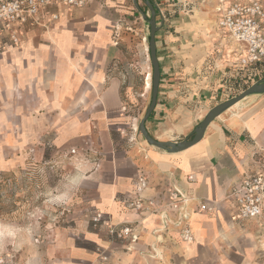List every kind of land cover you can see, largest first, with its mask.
<instances>
[{
	"label": "crops",
	"instance_id": "1",
	"mask_svg": "<svg viewBox=\"0 0 264 264\" xmlns=\"http://www.w3.org/2000/svg\"><path fill=\"white\" fill-rule=\"evenodd\" d=\"M205 1L153 0L160 80L145 127L156 140L190 139L207 112L233 96L226 87L238 80L240 47L217 24L221 0ZM131 4L86 0L81 8H48L20 27L18 45L0 27L1 92L16 95L22 117L52 119L55 149L77 159L74 180L93 191L85 206L104 218L96 229L83 221L89 264L98 252L107 261L94 264H264V246L254 235L264 220H233L235 206L226 199L246 176L264 172V92L226 109L185 149L148 144L134 132L142 116L118 72L131 36L124 31L138 19ZM50 13L59 18L49 21ZM139 175L147 182L141 197L153 202L154 213L126 206ZM174 189L191 198L185 223L192 242L171 225L177 215L167 204ZM199 201L211 210L199 211ZM109 224L129 226L135 240L110 241Z\"/></svg>",
	"mask_w": 264,
	"mask_h": 264
},
{
	"label": "rangeland",
	"instance_id": "2",
	"mask_svg": "<svg viewBox=\"0 0 264 264\" xmlns=\"http://www.w3.org/2000/svg\"><path fill=\"white\" fill-rule=\"evenodd\" d=\"M137 3L138 8L131 4L138 19L131 30L124 31L132 37L123 43L126 58L118 72L136 96L132 109L143 117L151 96L150 12L142 0ZM143 11L145 16L140 17ZM149 73L150 88L146 90ZM251 83H233L228 95H237ZM5 95L0 88V264H89L84 250L91 245L82 239L83 221L88 222L87 229H96L104 219L101 214V221H93L99 212L85 206L93 191L75 182L78 162L72 158L74 154L55 149L48 127L53 120L22 117L16 95ZM263 224L254 229L255 241L262 247ZM101 254L95 255L92 264L99 259L107 261Z\"/></svg>",
	"mask_w": 264,
	"mask_h": 264
},
{
	"label": "built area",
	"instance_id": "3",
	"mask_svg": "<svg viewBox=\"0 0 264 264\" xmlns=\"http://www.w3.org/2000/svg\"><path fill=\"white\" fill-rule=\"evenodd\" d=\"M86 0H0V27L7 34L12 45L19 44L20 27L28 23H34L38 15L51 7L81 8ZM218 13L217 24L227 31L231 40L240 47L234 79V84H249L264 75V4L261 0H221L215 8ZM160 11L163 17L162 11ZM58 13H50L49 21H56ZM232 84H227L226 91H230ZM137 131V127L134 128ZM191 179V177H189ZM146 179L139 175L133 189V197L126 202V206L133 210H146L154 213L157 208L153 202H145L141 193L146 188ZM226 199L232 201L235 211L233 220L256 219L264 220V172L246 176L240 183L233 186ZM190 197L174 189L170 192L168 206L176 212V220L171 225L179 227L180 238L184 242H192L193 234L185 223L190 214L186 203ZM198 210L207 212L211 210L205 202H198ZM164 224L167 223L166 215H163ZM102 220L100 213L93 217V221ZM165 229V226H163ZM108 235L120 240L135 237L127 225L109 224Z\"/></svg>",
	"mask_w": 264,
	"mask_h": 264
},
{
	"label": "water",
	"instance_id": "4",
	"mask_svg": "<svg viewBox=\"0 0 264 264\" xmlns=\"http://www.w3.org/2000/svg\"><path fill=\"white\" fill-rule=\"evenodd\" d=\"M134 4L138 8V3L136 0H134ZM145 4L148 6V10L150 12L148 18V25H149L148 51H149L150 64L152 66L151 96H150L149 105L145 111L144 116L139 121L137 129L139 134H141V136L147 141L148 144L155 146L157 148L167 150L169 152H176L185 149L198 142L202 138L206 127L226 109H228L229 107H231L232 105H234L235 103H237L238 101L242 100L243 98H245L250 94L264 92V77L254 82L250 86H248L238 95L230 99H227L224 102H221L215 105L214 107H212L207 112L205 117L195 126L192 132V137L190 139L186 138L180 142H175V143L159 141L154 139L146 129L145 121L148 119L150 113L155 107L158 87H159V80H160L159 63L156 55V42H155V34L156 31L158 30V26L156 25L155 6L149 0H146Z\"/></svg>",
	"mask_w": 264,
	"mask_h": 264
},
{
	"label": "trees",
	"instance_id": "5",
	"mask_svg": "<svg viewBox=\"0 0 264 264\" xmlns=\"http://www.w3.org/2000/svg\"><path fill=\"white\" fill-rule=\"evenodd\" d=\"M143 1V3H144V8H145V10H148V6L145 4V1L146 0H142ZM154 6H155V3L153 2V0H149ZM143 13H144V11H143ZM155 13H156V15H157V9H156V7H155ZM264 77V76H263ZM242 92V91H241ZM239 94V93H238ZM237 94V95H238ZM236 96V95H235ZM234 97V96H233Z\"/></svg>",
	"mask_w": 264,
	"mask_h": 264
},
{
	"label": "bare ground",
	"instance_id": "6",
	"mask_svg": "<svg viewBox=\"0 0 264 264\" xmlns=\"http://www.w3.org/2000/svg\"><path fill=\"white\" fill-rule=\"evenodd\" d=\"M149 79H150V74L148 75V78L146 79V81H145V87H146V90H148L149 88H150V81H149ZM134 128H136V127H134Z\"/></svg>",
	"mask_w": 264,
	"mask_h": 264
}]
</instances>
